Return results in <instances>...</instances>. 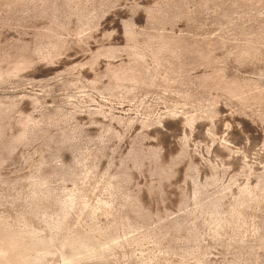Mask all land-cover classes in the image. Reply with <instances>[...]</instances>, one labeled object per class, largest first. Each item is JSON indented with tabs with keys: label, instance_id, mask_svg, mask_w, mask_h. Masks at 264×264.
<instances>
[{
	"label": "rangeland",
	"instance_id": "obj_1",
	"mask_svg": "<svg viewBox=\"0 0 264 264\" xmlns=\"http://www.w3.org/2000/svg\"><path fill=\"white\" fill-rule=\"evenodd\" d=\"M0 264H264V0H0Z\"/></svg>",
	"mask_w": 264,
	"mask_h": 264
}]
</instances>
